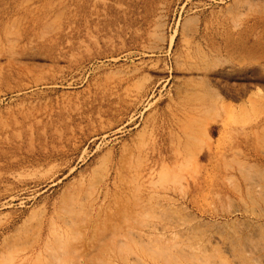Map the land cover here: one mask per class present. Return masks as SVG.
Listing matches in <instances>:
<instances>
[{
  "label": "rangeland",
  "instance_id": "1",
  "mask_svg": "<svg viewBox=\"0 0 264 264\" xmlns=\"http://www.w3.org/2000/svg\"><path fill=\"white\" fill-rule=\"evenodd\" d=\"M0 264H264V0H0Z\"/></svg>",
  "mask_w": 264,
  "mask_h": 264
}]
</instances>
